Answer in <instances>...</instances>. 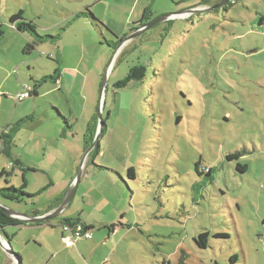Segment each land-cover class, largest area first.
Listing matches in <instances>:
<instances>
[{"label": "rangeland", "instance_id": "1", "mask_svg": "<svg viewBox=\"0 0 264 264\" xmlns=\"http://www.w3.org/2000/svg\"><path fill=\"white\" fill-rule=\"evenodd\" d=\"M91 1L0 0V136L13 135L11 154L17 146L15 153L32 157L25 159L39 172L26 171V192L40 193L33 205L0 204L20 213L45 208L80 175L66 213L51 223L70 217L94 225L93 239L73 247L59 227H7L13 252L22 264H264V0L188 13L119 51L138 30L118 40L109 27L68 21ZM108 1L117 9V0ZM179 1L149 0L150 22L188 11ZM20 12L39 37L55 39L27 51L37 37L11 25ZM136 67L144 78L117 87ZM56 70L66 73L63 84L50 78ZM71 70L78 81L69 82ZM45 77L37 96L18 100ZM95 117L96 137L100 125L104 132L87 146ZM1 152L0 139V174L14 172L9 178L20 189L22 176ZM235 152L244 155L229 162ZM198 162L215 169L214 183L197 174ZM120 222L129 227L100 225ZM206 232L208 245L199 247L195 240ZM5 253L0 246V264Z\"/></svg>", "mask_w": 264, "mask_h": 264}, {"label": "trees", "instance_id": "2", "mask_svg": "<svg viewBox=\"0 0 264 264\" xmlns=\"http://www.w3.org/2000/svg\"><path fill=\"white\" fill-rule=\"evenodd\" d=\"M233 6H234V3L232 1V2H229L227 5L223 6V8L225 9L226 12H228V10ZM150 15H151V11L149 9H147L146 12L144 13L142 21L139 23V25L144 26L143 25L144 23L150 22L151 21ZM77 16H78V18L83 17V18H86L87 20H89V22L91 23L93 28H96L99 26L105 27L102 23L97 21V19L94 17L93 13L90 11L89 8H86L84 11L79 12L77 14ZM179 16H180V14L173 15L174 19H178ZM22 17H23V13L20 12V13L14 15L13 17H11L10 23L20 33H22V34L28 33L29 35L33 34V36L35 35L37 37V39H35L32 43L27 44V46H26L27 51L33 50L37 46L38 43L41 44V43L47 42L49 39H55L54 37H50V36H43V37L40 36L39 37V34L37 32V28L34 25V23L24 21ZM263 22H264V19L262 18L261 24ZM136 30H138V28L133 29V31H136ZM121 41L119 43H121ZM117 45H118V43H117ZM60 76H61V71L56 70L55 74H53V76L50 78H52V80H54L56 82ZM144 76H145V69H140V68L136 67L134 69H131V73L126 77V79L118 82L116 84V86L119 88H123L127 85L128 82H131L132 80H137V81L141 80L144 78ZM47 80H48L47 77H45V78H43L42 82L37 84L33 89L31 88V90L29 91L30 97H31V95L37 96L39 94L38 89L41 87L42 83L47 82ZM97 126H98V119L95 117L89 123L87 133L85 135V142H86L87 146L94 143L96 133H97ZM14 131H15V129H14ZM103 132H102V134H103ZM0 139L2 140V152H1V154L6 153L9 157H12L11 161H12V165H14L13 166L14 171L16 169H18L23 174V176H22L23 179L21 181V188L19 189V188H16V186H19V185H17V183L15 181H13V179L9 178L12 176V174L14 175V172L13 173L8 172L6 169H4L1 172L0 180L4 179L5 186L4 187L0 186V200L9 201V202L18 203V204L31 203L33 205L32 202H33L35 196L40 195V193H38L37 195H33L31 193L26 192V189L28 188L27 180H26V173H27L26 171H31L32 169H30V168L24 169L22 167L23 166L22 163L19 160H16L13 158V156L11 154V150L14 146L12 134L5 135V133H2L0 136ZM99 149H100V146H98V148L96 150H99ZM242 155H244L243 152H235L233 154H229L227 156V160L229 162L239 160V158ZM201 165H202L201 162H198L196 164L197 174L199 176L203 177L206 182L209 181V183H214V180H215L214 175L216 173L215 169L211 168V167H202ZM238 167H239V171H241L242 173L246 172V167H241V166H238ZM34 171H36V170H34ZM127 173H128L127 174L128 177L130 179L134 180L136 178V171L134 168H130ZM117 175L121 179L122 183L127 184L126 181H124V178L120 174H117ZM15 177H17V176H15ZM57 206H58V203H57V205L55 204L54 207H57ZM33 214L35 216L40 215L39 212H37V211L33 212ZM27 223L28 222H23L21 220L9 217L2 210H0L1 232H3V230H5L7 227H18V226L26 225ZM46 223L47 224L49 223L50 226L54 227L53 225H51V221H47ZM30 224L32 225V223H30ZM65 225H67L71 230H74V228H76V227H81L84 230V232L90 233L92 236L91 239H93L92 230H94V226H89V225L82 223L81 219H79V218L64 219L62 221V231L64 234L67 233V232L66 233L64 232ZM118 227H129V226H128V224L125 225V224L120 222L119 224H113L111 226H106L103 228L113 232ZM209 236H210V234L207 232L201 233L199 238H196V240H195L197 245L199 247L206 248L208 245L207 243H208ZM220 237L226 238L227 235L226 234H219L216 236V238H220ZM91 239H88V240H91Z\"/></svg>", "mask_w": 264, "mask_h": 264}, {"label": "crops", "instance_id": "3", "mask_svg": "<svg viewBox=\"0 0 264 264\" xmlns=\"http://www.w3.org/2000/svg\"><path fill=\"white\" fill-rule=\"evenodd\" d=\"M151 1H153V0H151ZM192 1H193V3H191L190 5L188 4V0H181V1H179L177 3L178 6H182L184 8L186 6V8H188V11H184L182 13H179V14H184V15L183 16H180V18H178V19H188V18H190V16L187 15L188 13H190L191 15H193V14H197V13L198 14H202V13L212 12V11H208V12H200V11L201 10L208 9V7L209 8L214 7L215 5L219 4L223 0H221V1L220 0H200V1L199 0H197V1L192 0ZM235 1H237V0H235ZM110 2L108 0H92L89 5H86V7H83L79 12L84 11L86 8H89L90 11H91L92 6L95 7L93 9V13L103 22V25L106 28L109 27L117 36H119V37H117L114 34L116 36L115 38H117L118 40H121L120 38H124V36L127 35V31L128 32L129 31L130 32H133V29L134 28L135 29L136 28H138V29L141 28L140 25H139V23L142 21V18L144 16V13L146 12V10L149 9V7H150L149 0H117L116 1V2H118L117 9H115L111 5ZM129 3H130V5H129ZM193 11H197V12H193ZM136 13H137V15H136ZM77 14H74V16H72L73 18H70L68 21L71 24L76 23L78 20L79 21H83V24L85 23L86 26H88L91 29H93V26L91 25V23L89 22V20H87L86 18H83V17L82 18H78ZM134 16L135 17L137 16L136 18H138V19H133ZM151 20H152V18H151ZM120 25H122V31H118V29H117L118 27H120ZM260 26L261 27H264V22L262 24H260ZM128 44H129V41H127L125 44H123V46L121 48H123L125 45L127 46ZM57 55L58 56L60 55L61 57H63V55H62V53L60 51H58ZM72 70H75V69H72ZM72 70L70 71L69 82L70 81L76 82V81H78L80 79V77H79L78 73H76L75 71H72ZM65 74H66L65 72H62L61 71V76L56 81V84L57 85L59 83H61V84L64 83ZM262 88H264V87H262ZM55 141L58 142L60 140H55ZM66 144H68V142ZM17 148L18 147L16 146V148L14 150V154H12L13 155V158L16 159V160H19L22 163V165H23L22 167L24 169H28V168L32 169L31 171H32L33 174L39 172L38 167H36L35 165H33V163H31V159L30 160H26L25 159V157H28V158H32V157H30L29 154H26L24 152L22 153L21 151L15 153V151H16ZM72 150L77 151V150H81V148H78L77 150L76 149H72ZM85 150L86 149H84V151ZM34 170H36V171H34ZM15 171H17L18 173H20V174H18L19 176H23V174H22V172L20 170L16 169ZM88 173H89V171L86 168L85 171H84V174L87 175ZM26 175H27V173H26ZM19 178L20 177H18V179ZM75 181H76V178L73 180V182H72L71 185H73ZM81 182L82 181H80L79 185L81 184ZM20 184H21V180H20ZM27 185H28V181H27ZM28 187H29V185H28ZM85 196H88V195H85ZM65 197H66V194L63 195V196H61V197L56 198L52 203H50L48 206H46L45 208H42V209L36 208V207H30L23 214H26L28 216L36 217L33 214V212H36V211L39 212V214H40L39 216H42V215L48 214L50 212H53V211H55V210L58 209V207L64 201ZM57 203H58V206L57 207H54L55 204L57 205ZM67 208L63 211L62 214H65L66 213ZM60 216H59V218H61ZM66 217L67 216H65L64 218H66ZM66 219H70V217H68ZM61 221H63V220H61ZM82 223H84L86 225H89V226H94L93 224L86 223V222H83V221H82ZM59 224H60L59 226H56V225H53L51 223V225L54 226V227H52V226L49 225V223L47 224L46 222L43 223V224H32V225L30 223L29 224L27 223L26 225L18 226V227H27V226H29V227H34V226L41 227V226H48V227H51L52 229H56L57 227H59L61 229V240H62V238H63L62 222H60ZM109 224L110 223H100V225L102 227H106ZM3 232H6V237L8 239L7 242L9 244L11 242H13V241H11L10 238H8L10 232L8 230H3ZM262 237L263 236H261V238ZM62 242H63V240H62ZM3 244H4V247H6V245H5L6 243L3 242ZM8 248H9V246H8ZM11 249H12V247H11ZM12 261H13L12 260V257L11 256H8L5 253V263L2 262V264H12Z\"/></svg>", "mask_w": 264, "mask_h": 264}, {"label": "water", "instance_id": "4", "mask_svg": "<svg viewBox=\"0 0 264 264\" xmlns=\"http://www.w3.org/2000/svg\"><path fill=\"white\" fill-rule=\"evenodd\" d=\"M233 0H223L222 2H220L219 4L215 5L214 7H211V8H208V9H205V10H201L200 12H208V11H213L214 9H217V8H220V7H223L225 5H227L229 2H232ZM193 12H197V11H193ZM171 19H174L173 17V14L171 15H166V16H162L158 19H156L155 21L153 22H150L149 24H146L145 26L141 27L140 29H138L137 32H135V34H132L131 36L125 38V40L121 41V43L119 44V47H118V50L123 46V44H125L127 41H130L132 40L133 38H135L136 36L148 31L149 29L161 24V23H164V22H168L170 21ZM99 129H100V132L98 134V136L96 137L95 141H94V145H98L99 144V138L100 136L102 135V132H103V127L102 125L99 126ZM95 145V146H96ZM93 146L92 149L95 147ZM88 155V153L86 154ZM80 180H81V176L78 175V177L76 178V181L74 182V184L72 185L68 195L65 197L64 201L62 202V204L58 207L57 210L53 211V212H50L48 214H45V215H42V216H36V217H33V216H28L26 214H23V213H20V212H16V211H13L9 208H6L4 206H2L0 204V210H2L7 216L9 217H12V218H15V219H18V220H21L23 222H28V223H32V224H43L47 221H51L57 217H59L63 211L69 206V204L71 203L75 193H76V190L79 186V183H80ZM3 241L5 243H7V241L5 240V238H3L1 236V228H0V246L1 248L6 252V254L8 256H11L12 257V264H22V259L21 257L14 253L13 252V249H11V246L9 243L8 246L9 248H5L4 247V244H3Z\"/></svg>", "mask_w": 264, "mask_h": 264}, {"label": "built area", "instance_id": "5", "mask_svg": "<svg viewBox=\"0 0 264 264\" xmlns=\"http://www.w3.org/2000/svg\"><path fill=\"white\" fill-rule=\"evenodd\" d=\"M30 95L29 91L23 92L20 94V96L18 97V100H24L26 98H28ZM64 232L66 234L63 233V243L67 246V247H73L76 245L77 241L80 239H91L92 236L90 233L88 232H84V230L81 227H76L74 228V230H71L67 225H65L64 227ZM70 233V234H69Z\"/></svg>", "mask_w": 264, "mask_h": 264}, {"label": "bare ground", "instance_id": "6", "mask_svg": "<svg viewBox=\"0 0 264 264\" xmlns=\"http://www.w3.org/2000/svg\"><path fill=\"white\" fill-rule=\"evenodd\" d=\"M6 246L8 245L7 243L5 244ZM6 248V247H5ZM8 249V248H7Z\"/></svg>", "mask_w": 264, "mask_h": 264}]
</instances>
